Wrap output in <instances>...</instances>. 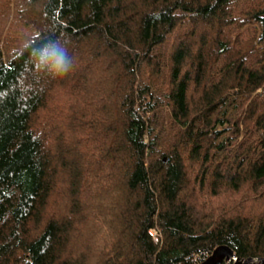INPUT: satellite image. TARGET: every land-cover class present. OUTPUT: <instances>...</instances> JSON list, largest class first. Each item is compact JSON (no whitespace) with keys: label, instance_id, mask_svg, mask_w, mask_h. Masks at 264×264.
<instances>
[{"label":"trees","instance_id":"16d2710c","mask_svg":"<svg viewBox=\"0 0 264 264\" xmlns=\"http://www.w3.org/2000/svg\"><path fill=\"white\" fill-rule=\"evenodd\" d=\"M240 1L0 0L36 32L0 61V264L264 260V0Z\"/></svg>","mask_w":264,"mask_h":264},{"label":"rangeland","instance_id":"374dc122","mask_svg":"<svg viewBox=\"0 0 264 264\" xmlns=\"http://www.w3.org/2000/svg\"><path fill=\"white\" fill-rule=\"evenodd\" d=\"M11 6L14 7V4L12 3ZM235 6L237 12H246L252 6V1L243 0L236 3ZM12 19L13 14L8 19L0 18V61L2 63H5L6 60L9 59L14 50L25 45L27 41L36 34L33 28H22L21 26L14 24ZM253 27H256L259 32L263 31L262 26L253 25ZM259 48L260 47H258V49ZM240 106L241 102L239 100L230 99L221 109V118L224 120L233 117L241 111ZM148 140L149 139H146L147 143ZM240 140L241 139L233 141L228 134H225L219 139V141H217V144L222 143L224 145V150L221 154L226 163L235 164V166H237L239 162H241V159L238 157V145Z\"/></svg>","mask_w":264,"mask_h":264},{"label":"clouds","instance_id":"9594fccd","mask_svg":"<svg viewBox=\"0 0 264 264\" xmlns=\"http://www.w3.org/2000/svg\"><path fill=\"white\" fill-rule=\"evenodd\" d=\"M53 43L47 41L42 46L35 47L30 51V55L34 52L38 63L49 67L56 77H63L73 69L74 57L69 54L66 41L56 44L54 48Z\"/></svg>","mask_w":264,"mask_h":264},{"label":"water","instance_id":"95a60500","mask_svg":"<svg viewBox=\"0 0 264 264\" xmlns=\"http://www.w3.org/2000/svg\"><path fill=\"white\" fill-rule=\"evenodd\" d=\"M223 262L235 264H264L262 259H249L246 261H240L232 250L228 247H219L217 248L203 264H221Z\"/></svg>","mask_w":264,"mask_h":264},{"label":"built area","instance_id":"2783aa9c","mask_svg":"<svg viewBox=\"0 0 264 264\" xmlns=\"http://www.w3.org/2000/svg\"><path fill=\"white\" fill-rule=\"evenodd\" d=\"M150 234L152 236L154 243L159 244L161 242V240H162L161 232L157 228L150 230ZM225 263L226 264H235V262H233V263L225 262Z\"/></svg>","mask_w":264,"mask_h":264}]
</instances>
